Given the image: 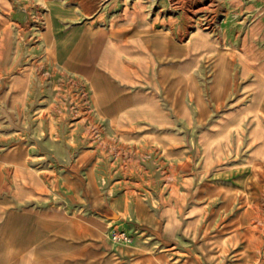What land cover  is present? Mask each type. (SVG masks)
<instances>
[{
	"label": "rangeland",
	"instance_id": "rangeland-1",
	"mask_svg": "<svg viewBox=\"0 0 264 264\" xmlns=\"http://www.w3.org/2000/svg\"><path fill=\"white\" fill-rule=\"evenodd\" d=\"M3 1L7 14L18 15L6 17L5 41L19 48V130L89 127L90 119L75 116L87 100L78 70L90 48L87 17L103 8L102 0ZM151 4L178 20L180 76L190 68V123L206 147L194 152L193 168L202 157L213 165L205 183L210 197L201 198L205 211L190 219L189 197L177 214L171 197L164 227L157 193L172 186L171 170L142 164L155 161L157 151L100 150L98 164L66 168L82 177L84 190L93 181L99 203L114 207L112 226L102 236L115 254L154 255L141 264H264V0H143ZM84 153L69 145L52 151L68 158ZM256 155L260 160L252 161ZM113 232L131 242L114 240ZM143 234L152 242L141 237L140 243Z\"/></svg>",
	"mask_w": 264,
	"mask_h": 264
},
{
	"label": "crops",
	"instance_id": "crops-1",
	"mask_svg": "<svg viewBox=\"0 0 264 264\" xmlns=\"http://www.w3.org/2000/svg\"><path fill=\"white\" fill-rule=\"evenodd\" d=\"M101 6L87 17L90 48L78 70L87 100L75 116L90 119V126L32 132L19 130V48L5 41L6 17L18 15L7 14L8 4L0 0V264H141L154 258L115 254L102 236L112 226L114 207L99 203L93 181L86 186L90 191L84 190L82 177L66 168L98 164L100 150L158 152L155 161L142 164L171 170L172 186L157 193L164 227L163 211L171 197L177 214L185 211L189 197L190 219L205 211L201 198L210 197L205 183L213 165L202 157L193 168L194 152L206 147L190 123V68L180 76L177 17L143 0L129 5L102 0ZM26 97L34 101L31 94ZM39 112L51 117L49 109ZM68 145L85 153L73 158L52 154ZM107 163L115 164L114 159ZM141 237L147 244L153 240L143 234L139 242Z\"/></svg>",
	"mask_w": 264,
	"mask_h": 264
},
{
	"label": "built area",
	"instance_id": "built-area-1",
	"mask_svg": "<svg viewBox=\"0 0 264 264\" xmlns=\"http://www.w3.org/2000/svg\"><path fill=\"white\" fill-rule=\"evenodd\" d=\"M112 238L116 241H124L126 243H130L131 242V239L129 236L125 235L124 233L122 232H113V235H112Z\"/></svg>",
	"mask_w": 264,
	"mask_h": 264
}]
</instances>
